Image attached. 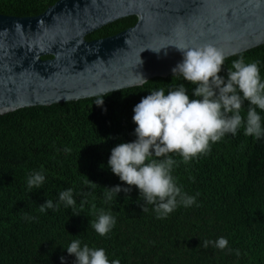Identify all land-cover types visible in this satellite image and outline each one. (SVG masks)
I'll use <instances>...</instances> for the list:
<instances>
[{
  "label": "trees",
  "instance_id": "16d2710c",
  "mask_svg": "<svg viewBox=\"0 0 264 264\" xmlns=\"http://www.w3.org/2000/svg\"><path fill=\"white\" fill-rule=\"evenodd\" d=\"M57 1L0 0V14L35 16ZM136 22V16L119 19L87 39L114 35ZM240 55L246 62L260 61L264 77V44L226 58L220 75ZM178 77H155L102 96L0 116V264H62L61 257L64 264H74L75 257L64 248L76 235L104 248L120 264H264V139L245 136L242 129L187 164L172 154L179 162L173 172L178 184L196 196L192 207L181 206L157 219L135 186L113 204H104L103 187L127 186L106 165L113 147L135 139L133 107L159 87L183 83L191 94L194 86ZM102 98L103 105L97 106ZM247 107L245 102L242 115ZM41 169L46 174L43 188L29 191L28 176ZM90 181L98 184L94 191L87 187ZM67 188L91 194L82 205L83 197L77 196L75 210L61 205L58 211L40 212L46 199L57 201ZM102 207L111 208L117 220L103 237L90 226ZM220 237L228 240L226 249L203 246Z\"/></svg>",
  "mask_w": 264,
  "mask_h": 264
},
{
  "label": "water",
  "instance_id": "95a60500",
  "mask_svg": "<svg viewBox=\"0 0 264 264\" xmlns=\"http://www.w3.org/2000/svg\"><path fill=\"white\" fill-rule=\"evenodd\" d=\"M129 16L133 26L87 39ZM206 43L225 59L263 45L264 0H58L35 16L0 14V116L168 77L182 60L174 45Z\"/></svg>",
  "mask_w": 264,
  "mask_h": 264
},
{
  "label": "clouds",
  "instance_id": "9594fccd",
  "mask_svg": "<svg viewBox=\"0 0 264 264\" xmlns=\"http://www.w3.org/2000/svg\"><path fill=\"white\" fill-rule=\"evenodd\" d=\"M174 46L181 53L182 60L172 69L173 77L179 74L178 78L193 85L191 94L183 83L175 88L159 87L149 91L133 107L135 139L113 147L106 165L127 186L103 187L104 204L111 205L121 192L128 194L135 186L139 198H143L144 205L152 206L157 219L167 218L181 206L188 208L197 203L196 196L184 191L173 175L179 167L173 153L187 164L200 154H207L212 144L228 134L236 136L241 129L245 136L264 139L261 62H246L240 55L222 76L225 54L215 44ZM160 50L153 51L159 53ZM245 102L248 107L242 115ZM103 103L102 98L95 104L102 106ZM64 151L67 153L71 149L65 147ZM45 181L44 169L33 171L27 178V188L29 191L39 190ZM97 185L90 181L87 187L94 191ZM90 194L67 188L59 192L57 201L46 199L39 210L41 213L58 211L61 205L75 210L76 197H83L82 205ZM142 210L148 211V208L142 205ZM75 215L80 214L77 212ZM25 219L32 221L35 218L26 215ZM116 223L111 208L102 207L90 226L103 237L114 229ZM75 237L64 248L68 255L75 257L74 264H120L119 259H110L104 248L90 246L79 235ZM228 243L226 238L220 237L215 241H203V246L212 245L224 250ZM61 262L64 264L63 257Z\"/></svg>",
  "mask_w": 264,
  "mask_h": 264
},
{
  "label": "flooded vegetation",
  "instance_id": "af4514ba",
  "mask_svg": "<svg viewBox=\"0 0 264 264\" xmlns=\"http://www.w3.org/2000/svg\"><path fill=\"white\" fill-rule=\"evenodd\" d=\"M111 36V35H110Z\"/></svg>",
  "mask_w": 264,
  "mask_h": 264
}]
</instances>
